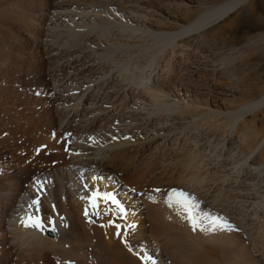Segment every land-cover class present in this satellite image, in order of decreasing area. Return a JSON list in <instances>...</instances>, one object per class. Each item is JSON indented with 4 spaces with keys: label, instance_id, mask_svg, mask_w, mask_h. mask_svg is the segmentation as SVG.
<instances>
[{
    "label": "bare ground",
    "instance_id": "1",
    "mask_svg": "<svg viewBox=\"0 0 264 264\" xmlns=\"http://www.w3.org/2000/svg\"><path fill=\"white\" fill-rule=\"evenodd\" d=\"M252 2L0 0V264H264V75L195 58ZM172 189L232 229L193 231Z\"/></svg>",
    "mask_w": 264,
    "mask_h": 264
},
{
    "label": "rangeland",
    "instance_id": "2",
    "mask_svg": "<svg viewBox=\"0 0 264 264\" xmlns=\"http://www.w3.org/2000/svg\"><path fill=\"white\" fill-rule=\"evenodd\" d=\"M162 21H164V19H162ZM206 33L208 39L210 40V43L207 42L201 44L200 49L195 51L199 55L198 57H195L196 59H199L203 54H206L209 55L212 60L210 63H219L220 60L224 57V55H222V51L225 50V53L227 54L228 48L236 45L238 48H242L245 50L247 49V53L242 58L243 60L238 61V65L240 66V68L243 67V69H245V72H248L249 75L252 74V78L254 77V75H256L258 70L264 75V0H253L250 5L241 8L239 11L231 14V16L228 17L225 21L212 26ZM252 41L256 42V45L250 48L248 45ZM249 49H251V51ZM205 66L206 65L201 64L196 71H205L207 69ZM243 69L242 73L244 72ZM263 83L261 85L264 87ZM8 104H10V107H8ZM8 104H6L8 109L5 105H3V107H1L0 105V114H3L2 116H6V114L9 115L12 104ZM14 108H16L15 105ZM7 110H9V112ZM11 112L12 115L10 114L9 116L15 115L13 110ZM263 114L264 112L260 113V116L258 118L259 120H257V125L259 126V128H262L263 126L261 122ZM8 115L6 117H9ZM262 133L264 134V128ZM238 137L239 136L236 135L235 141H238ZM250 143L251 142L244 144L245 148L243 146V151L244 149L245 151L249 150L247 146L250 147ZM205 244L215 248H229L227 246H222L220 243L210 242ZM198 250L201 251L200 253H204L201 248H199ZM215 260L218 264L223 263L220 256L215 257Z\"/></svg>",
    "mask_w": 264,
    "mask_h": 264
},
{
    "label": "snow or ice",
    "instance_id": "3",
    "mask_svg": "<svg viewBox=\"0 0 264 264\" xmlns=\"http://www.w3.org/2000/svg\"><path fill=\"white\" fill-rule=\"evenodd\" d=\"M68 149L66 148V151ZM40 189L43 190V185H39ZM155 191L159 192V189ZM151 198V197H150ZM101 202H110L114 205L115 209L118 210L117 214L123 216L125 214V209L122 204L113 196L111 193H101L100 191H94L90 197V205L93 209H98ZM169 207L174 205L183 210L185 219L191 224L193 231H208L215 232L217 230H231L232 226L228 224L223 217H200L195 213V204L189 195L183 191H178L172 189L165 201ZM41 212V200L39 198L33 199L31 204L28 206V210L25 212V216L21 218V223L25 227H31L38 231L45 230V224L51 223L45 217L40 215ZM99 214V213H96ZM88 215L87 210L85 211V216ZM207 220V226H205L204 221ZM114 222L110 221V224ZM115 227L118 229L117 235L122 234L121 226L116 224ZM129 228L134 227V225H129ZM55 231V228L51 229ZM125 246H127V241H124ZM131 251V249H129ZM142 262H151L152 258L150 256L141 257Z\"/></svg>",
    "mask_w": 264,
    "mask_h": 264
}]
</instances>
